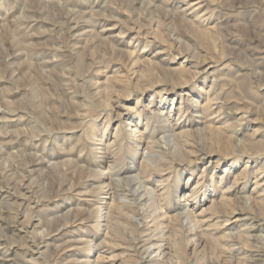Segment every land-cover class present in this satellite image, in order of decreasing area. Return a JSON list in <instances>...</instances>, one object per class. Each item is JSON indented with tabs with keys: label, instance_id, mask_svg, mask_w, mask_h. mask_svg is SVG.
<instances>
[{
	"label": "rangeland",
	"instance_id": "374dc122",
	"mask_svg": "<svg viewBox=\"0 0 264 264\" xmlns=\"http://www.w3.org/2000/svg\"><path fill=\"white\" fill-rule=\"evenodd\" d=\"M0 264H264V0H0Z\"/></svg>",
	"mask_w": 264,
	"mask_h": 264
},
{
	"label": "bare ground",
	"instance_id": "6f19581e",
	"mask_svg": "<svg viewBox=\"0 0 264 264\" xmlns=\"http://www.w3.org/2000/svg\"><path fill=\"white\" fill-rule=\"evenodd\" d=\"M193 78V77H192ZM230 112V111H229ZM140 118V117H139ZM166 118V117H165ZM176 131V130H175ZM137 133H136V130H133V132H132V135H136ZM229 135V134H228ZM143 137H144V134H140V141L143 139ZM229 139H230V137H229ZM142 143V142H141ZM138 144V143H137ZM147 144H149V143H147ZM235 145V144H234ZM254 146V145H253ZM234 147V146H233ZM224 151V150H223ZM132 168H129V169H126V171H125V174H127L128 172H132ZM135 174V173H134ZM258 184V183H257ZM161 217L162 218H164V219H166V220H171V218H172V216H170L169 215V213H167L166 211L165 212H162V214H161ZM177 217V216H176ZM195 221V220H194ZM196 223V222H195ZM194 226H196V224L194 225Z\"/></svg>",
	"mask_w": 264,
	"mask_h": 264
}]
</instances>
